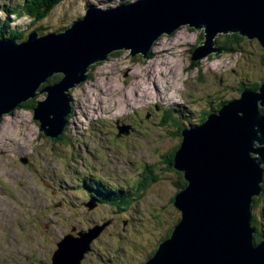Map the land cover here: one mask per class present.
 I'll list each match as a JSON object with an SVG mask.
<instances>
[{
    "label": "rangeland",
    "instance_id": "1",
    "mask_svg": "<svg viewBox=\"0 0 264 264\" xmlns=\"http://www.w3.org/2000/svg\"><path fill=\"white\" fill-rule=\"evenodd\" d=\"M22 1L0 0V30L16 28L24 40L32 30L62 31L88 6L105 9L136 0H64L37 22L11 14ZM202 40V30L183 26L159 38L148 59L120 50L94 64L69 91L73 110L64 138L39 132L30 106L0 119V264H50L56 242L72 227L85 230L109 219L112 225L91 242L80 264L149 259L180 215L172 202L180 186L177 172L165 169L161 159L176 149L184 127L201 122L204 110L237 98L242 86L264 77V50L256 40L242 37L233 51L191 65V51ZM44 97L38 94L33 102ZM119 123L129 125L123 141L113 136ZM147 161L154 162L152 177L139 187ZM93 178L104 187L85 189L94 187ZM120 191L124 201L118 200ZM90 193L106 203L89 210L84 204ZM255 214L264 232V197Z\"/></svg>",
    "mask_w": 264,
    "mask_h": 264
},
{
    "label": "water",
    "instance_id": "2",
    "mask_svg": "<svg viewBox=\"0 0 264 264\" xmlns=\"http://www.w3.org/2000/svg\"><path fill=\"white\" fill-rule=\"evenodd\" d=\"M186 25L203 31V40L191 51L192 61L220 55L223 49L214 41L220 33L254 39L264 50V0H136L105 9L88 6L60 32L40 35L32 30L20 42L0 39V119L45 93L35 100L32 119L44 136L62 135L73 110L69 91L86 78L88 66L120 50L143 61L157 39ZM57 74L60 78L47 87ZM259 108L264 109V79L257 89H242L237 98L208 112L205 121L180 131L172 166L185 181L173 199L181 220L144 264H264V237L255 244L250 226L253 199L262 192L264 178V112ZM128 127L118 125L116 135L127 133ZM96 204L90 198L84 205L92 209ZM110 222L86 230L72 227L57 241L50 264H80Z\"/></svg>",
    "mask_w": 264,
    "mask_h": 264
},
{
    "label": "trees",
    "instance_id": "3",
    "mask_svg": "<svg viewBox=\"0 0 264 264\" xmlns=\"http://www.w3.org/2000/svg\"><path fill=\"white\" fill-rule=\"evenodd\" d=\"M61 1H64V0H23L22 3H21L20 8L19 9L17 7L13 8L11 14H13L16 17H19V18L24 16V17L29 18L32 21L37 22V21H39V20L47 17L48 14H49V12L58 3H60ZM9 28H10V26H3V31L0 30V39H3V38H16L17 40H21V39L24 38L23 37V34L20 33V32H18V30L16 28H12V29H9ZM37 29H39V28H37ZM241 39H242V36H240L238 33H229V34L224 33V34H218L215 37L214 41H215V45L216 46H219V47H222V49L224 51H233L234 50V47L236 46V43H238ZM189 58H190V56H189ZM263 60H264V58H263ZM197 64H198V61H192L191 60V65L196 66ZM263 65H264V61H263ZM59 76H61V75H59ZM58 78L59 77L56 76V79H54L53 81H56ZM261 78L264 79V77H261ZM263 79L259 83L256 82V83L249 84L248 87L242 86L240 88V91L242 89H246V88L247 89H252V90L257 89L260 86V84L262 83ZM50 82H52V81H49L48 80L47 81V84H49ZM226 101L227 100H224L220 104L225 103ZM33 104H34L33 100H29V101L24 102L23 104H21L20 107H24V106H30V107H32ZM259 110H260L261 113L264 112V109L263 108H259ZM60 138H64V134L63 133L60 136ZM57 139H55V140H57ZM177 148H178V146L176 147V149ZM176 149L172 152L173 153V155H172V163H173L174 152L176 151ZM172 168H173V166H172ZM263 169H264V167H263ZM176 172L177 173H181L179 171H176ZM182 178H183V176H182ZM176 181H179L178 178L176 179ZM182 183L183 184L182 185L180 184V186H179L178 189H180L181 187H183L185 185L184 179H183ZM261 187H262V192L260 193V195L258 197H254V199H253L254 203H253L252 207L254 205H256V207H257L258 206V203L261 201V198L264 197V178H263V182L261 184ZM174 198H175V194L172 197V201H173ZM257 200H258V203H257ZM256 218H257V216H256ZM178 220H179V217L176 219V221H178ZM250 226L254 229V243L256 244V243H258L264 237V232L262 230H258V227H257L256 222L253 221L252 211H251V222H250ZM169 234H170V232H169ZM156 249H157V246H156V248L153 251L150 250L149 251V254L152 255L156 251Z\"/></svg>",
    "mask_w": 264,
    "mask_h": 264
},
{
    "label": "flooded vegetation",
    "instance_id": "4",
    "mask_svg": "<svg viewBox=\"0 0 264 264\" xmlns=\"http://www.w3.org/2000/svg\"><path fill=\"white\" fill-rule=\"evenodd\" d=\"M149 57V56H148ZM221 103V102H220ZM220 103H217V105H216V107L215 108H213V110H215V109H217L218 107H219V105H220ZM204 112H205V110L203 111V117L205 118V114H204ZM203 117H202V119H203ZM201 119V120H202ZM141 122H143L142 120H139V123H141ZM179 131V130H178ZM124 133L125 132H123V133H121V134H119L118 136L117 135H115V134H117V133H114L113 134V136L115 137V139L118 141V140H121V141H123V140H125L126 139V136H124ZM179 135H180V133H179ZM112 136V137H113ZM166 162L167 163V166L165 167V169H172L173 170V168H172V153H170L169 155H164V158L163 159H161V162ZM152 166H154V162H149V161H147L146 162V164H145V166H144V168H143V171L141 172V179H140V181H139V183H138V186L139 187H144L145 186V183H144V180L147 178V176H149V179H151V177H152ZM156 170H157V168H156V166H155V168H154V172L156 173ZM177 178H178V180L179 181H176L175 183L176 184H183L182 183V181H183V178H182V174L181 173H177ZM84 181V183L86 184V185H90L89 184V182H86V180H83ZM92 184H93V186L94 187H88V188H85V189H87L88 191H98V189L100 188V187H104V185L102 184V183H100V182H98V181H96V179L95 178H93L92 179ZM134 190H136V189H134ZM122 191H120V193H118L117 194V197H118V200L119 201H124V200H122L123 199V197H122ZM92 196V198L96 201V207H93L92 208V210H95V209H97L98 207H100L101 205H103V204H105L106 202V198L105 197H102V196H94L92 193H90L89 194V196H88V198L87 199H90L91 198V196ZM261 200H262V198H261ZM115 202H118V201H115ZM253 203H254V201H253ZM253 203H252V205H253ZM257 203H258V200H257ZM255 209H256V205H254L252 208H251V211H252V217H253V221H255L256 222V224H257V222H258V220H257V218H256V214H255ZM89 210H91V209H89ZM111 221H112V219H111ZM111 223V222H110ZM109 223V224H110ZM95 225V224H94ZM112 224H110V225H108L106 228H108V227H110ZM91 226H93V225H91ZM91 226H89V227H91ZM88 228V227H87ZM86 228V229H87ZM105 228V229H106ZM85 229V230H86ZM104 229V230H105ZM103 230V231H104ZM102 231V232H103ZM67 234V233H66ZM65 235V234H64ZM63 235V236H64Z\"/></svg>",
    "mask_w": 264,
    "mask_h": 264
},
{
    "label": "bare ground",
    "instance_id": "5",
    "mask_svg": "<svg viewBox=\"0 0 264 264\" xmlns=\"http://www.w3.org/2000/svg\"><path fill=\"white\" fill-rule=\"evenodd\" d=\"M71 23H72V22H71ZM71 23H70V24H71ZM70 24H69L67 27H69ZM41 35H42V34H41ZM222 52H223V51H222ZM148 56H149V55H148ZM147 59H148V57H147ZM189 60H190V59H189ZM91 67H92V66H88V68H91ZM57 75H60V74H57ZM58 77L60 78V76H58ZM59 78H58V79H59ZM58 79H57V80H58ZM57 80H56V81H57ZM47 81H48V80H47ZM56 81H54V82H56ZM54 82H53V83H54ZM46 83H47V82H46ZM161 85H162V88H163V91H164L166 87H165L163 84H161ZM167 85H169L168 82H167ZM47 87H50V83L47 84ZM158 91H159V90H158ZM174 91H175V90H174ZM176 91H177V90H176ZM176 91H175V92H176ZM159 93H160V91H159ZM208 112H209V110H208V111L206 110V111L204 112L205 116H207V115L209 114ZM203 120L205 121L206 119L203 117ZM118 125H119L120 127L123 126L121 123H119ZM118 125H117V126H118ZM127 126H129V125H127ZM128 129H129V127H128ZM122 131H123V130H122ZM127 132H128V131H127ZM91 176H92V175H91ZM88 200H89V199H88ZM88 200H87V201H88ZM96 206H97V205H96ZM96 206H95V207H96ZM101 206H102V205H101ZM113 206H114V205H113ZM113 209H114V208H113ZM180 220H181V217H179V220H178V221H180ZM175 224H176V223H175Z\"/></svg>",
    "mask_w": 264,
    "mask_h": 264
},
{
    "label": "clouds",
    "instance_id": "6",
    "mask_svg": "<svg viewBox=\"0 0 264 264\" xmlns=\"http://www.w3.org/2000/svg\"><path fill=\"white\" fill-rule=\"evenodd\" d=\"M128 3H129V2H128ZM186 26H187V25H186ZM189 28H190V27H189ZM63 29H65V28H63ZM63 29H62V30H63ZM179 29H180V28H179ZM163 36H164V35H163ZM161 37H162V36H161ZM161 37H160V38H161ZM116 52H117V51H116ZM99 63H100V62H99ZM86 202H87V201H86ZM172 202H173V201H172Z\"/></svg>",
    "mask_w": 264,
    "mask_h": 264
}]
</instances>
